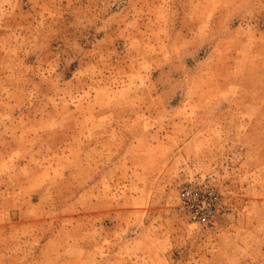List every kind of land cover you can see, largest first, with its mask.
<instances>
[{"label":"rangeland","instance_id":"1","mask_svg":"<svg viewBox=\"0 0 264 264\" xmlns=\"http://www.w3.org/2000/svg\"><path fill=\"white\" fill-rule=\"evenodd\" d=\"M0 264H264V0H0Z\"/></svg>","mask_w":264,"mask_h":264},{"label":"built area","instance_id":"2","mask_svg":"<svg viewBox=\"0 0 264 264\" xmlns=\"http://www.w3.org/2000/svg\"><path fill=\"white\" fill-rule=\"evenodd\" d=\"M219 201L213 187L200 184L186 185L178 194L179 210L190 225L212 224L218 213Z\"/></svg>","mask_w":264,"mask_h":264}]
</instances>
